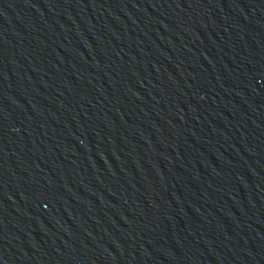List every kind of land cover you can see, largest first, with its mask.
<instances>
[{"label": "water", "instance_id": "1", "mask_svg": "<svg viewBox=\"0 0 264 264\" xmlns=\"http://www.w3.org/2000/svg\"><path fill=\"white\" fill-rule=\"evenodd\" d=\"M0 264H264V0H0Z\"/></svg>", "mask_w": 264, "mask_h": 264}]
</instances>
